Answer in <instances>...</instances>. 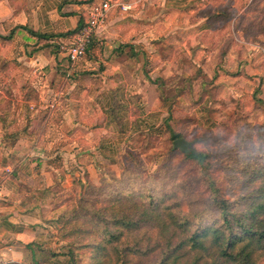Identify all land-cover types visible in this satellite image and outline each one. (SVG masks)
Wrapping results in <instances>:
<instances>
[{
  "label": "rangeland",
  "instance_id": "1",
  "mask_svg": "<svg viewBox=\"0 0 264 264\" xmlns=\"http://www.w3.org/2000/svg\"><path fill=\"white\" fill-rule=\"evenodd\" d=\"M246 1L251 3L245 11L247 2L233 3L234 17L241 14L233 26L243 32L237 41L246 54L241 57V76L235 65L227 79H212L207 34L196 39L204 52L177 54L172 49L169 61L176 59L179 70L167 65L163 76L160 70L153 73L154 79L167 78L156 86L163 111L154 104L150 110L159 113L158 119L148 120L153 121V130L163 126L162 135L140 130L124 136L111 156L95 158L89 153L90 168L73 162V168L65 170L59 150L49 145V168L41 169L40 188H46V179L51 181L43 200L49 202L48 218L54 228L43 239L39 264H160L183 236L179 225L187 223L192 232L223 223L215 200L226 204L232 222L238 218L248 226L255 218L257 226L264 224V0ZM205 10L210 11L208 6ZM134 116L128 121L134 122ZM92 122L87 128L102 124ZM104 122L108 127L104 138L115 141L121 121ZM173 136L185 140L190 153L202 155V160L174 150ZM64 171L71 181L60 179ZM24 188L27 193L28 186ZM204 242L212 246L210 239ZM248 242L236 245L233 252ZM28 261L25 264H33ZM175 264H264V245L255 246L247 263L221 258L215 248L192 252L182 246Z\"/></svg>",
  "mask_w": 264,
  "mask_h": 264
},
{
  "label": "crops",
  "instance_id": "2",
  "mask_svg": "<svg viewBox=\"0 0 264 264\" xmlns=\"http://www.w3.org/2000/svg\"><path fill=\"white\" fill-rule=\"evenodd\" d=\"M98 1L0 0V264H34L42 257L43 239L54 228L43 200L51 181L40 188L52 145L65 170L73 162L90 168L89 153L111 156L124 136L153 131L148 120L159 113L150 109L158 104L163 111L157 81L167 78L152 75L160 70L163 76L167 65L178 69L176 59L169 61L172 49L202 53L196 39L207 34L212 79H227L235 65L237 76L243 71L245 48L237 41L243 32L233 26L241 16L233 13L238 0H106L132 9L109 12L85 57L71 66L58 45L71 40ZM130 111L134 122L128 121ZM112 118L122 123L115 141L104 138V120ZM92 120L101 126L87 128ZM48 132L55 136L46 138ZM163 132V126L155 130L158 136ZM62 176L71 181L65 171Z\"/></svg>",
  "mask_w": 264,
  "mask_h": 264
},
{
  "label": "trees",
  "instance_id": "3",
  "mask_svg": "<svg viewBox=\"0 0 264 264\" xmlns=\"http://www.w3.org/2000/svg\"><path fill=\"white\" fill-rule=\"evenodd\" d=\"M30 33H32L33 35H37L34 34L33 32ZM37 36L44 38V36L41 35H37ZM92 42L93 39L87 48L86 54L89 48L91 47ZM164 132H166L165 129ZM149 134L157 135L155 134V130H153L151 133L149 132ZM172 138L174 140L176 139V136H173ZM173 149L179 150L178 148H174V147ZM183 154L199 161L202 160V155L200 154H195V153H189V154L183 153ZM215 203L219 207V211L221 212V216L223 218V223L214 228L205 227L203 229L195 230L192 232L187 228L188 226L187 223H185L184 226L179 225L180 229H184V231L182 232L183 236L181 237L180 242L177 244V246L175 248L170 249V251L165 255V257L162 259L160 264H175V261L177 259V252L180 250L182 246H187L188 250L192 252H207L210 248H215L216 253L221 258H229L231 260H238L241 263H247L250 257L252 256V252L253 249H255V246L264 245L263 223H260V226H257L259 223H255V218H253L252 223L248 226H245V224L242 223L241 219L236 218L233 221L238 228V230L236 231L233 222L228 218L226 214L227 212L226 204L222 200H215ZM188 232L191 233L188 234ZM207 238L211 240L212 246L210 247L209 246L206 247L205 245L204 240H206ZM245 240L249 242L245 243L242 246V248L239 250V252L235 254L233 252L234 247ZM68 255L71 261H73V251L71 249L68 251ZM35 264H39V263L36 261Z\"/></svg>",
  "mask_w": 264,
  "mask_h": 264
},
{
  "label": "built area",
  "instance_id": "4",
  "mask_svg": "<svg viewBox=\"0 0 264 264\" xmlns=\"http://www.w3.org/2000/svg\"><path fill=\"white\" fill-rule=\"evenodd\" d=\"M116 9L127 12L132 7L106 0H100L93 4L89 9L87 17L73 34L71 40L58 45L59 52L63 54L69 65L73 66L85 56L97 29L104 25L109 12Z\"/></svg>",
  "mask_w": 264,
  "mask_h": 264
},
{
  "label": "water",
  "instance_id": "5",
  "mask_svg": "<svg viewBox=\"0 0 264 264\" xmlns=\"http://www.w3.org/2000/svg\"><path fill=\"white\" fill-rule=\"evenodd\" d=\"M174 148H178L181 152L189 154L188 143L183 139H176L172 142Z\"/></svg>",
  "mask_w": 264,
  "mask_h": 264
}]
</instances>
